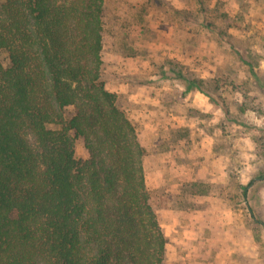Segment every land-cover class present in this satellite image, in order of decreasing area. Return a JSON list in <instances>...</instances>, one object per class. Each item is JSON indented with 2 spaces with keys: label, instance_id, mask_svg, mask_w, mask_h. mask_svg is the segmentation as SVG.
Returning a JSON list of instances; mask_svg holds the SVG:
<instances>
[{
  "label": "trees",
  "instance_id": "16d2710c",
  "mask_svg": "<svg viewBox=\"0 0 264 264\" xmlns=\"http://www.w3.org/2000/svg\"><path fill=\"white\" fill-rule=\"evenodd\" d=\"M104 5L0 3V264H165L145 149L102 77Z\"/></svg>",
  "mask_w": 264,
  "mask_h": 264
},
{
  "label": "rangeland",
  "instance_id": "374dc122",
  "mask_svg": "<svg viewBox=\"0 0 264 264\" xmlns=\"http://www.w3.org/2000/svg\"><path fill=\"white\" fill-rule=\"evenodd\" d=\"M103 23L102 77L145 149L165 264H264V0H105Z\"/></svg>",
  "mask_w": 264,
  "mask_h": 264
},
{
  "label": "crops",
  "instance_id": "0c3cea01",
  "mask_svg": "<svg viewBox=\"0 0 264 264\" xmlns=\"http://www.w3.org/2000/svg\"><path fill=\"white\" fill-rule=\"evenodd\" d=\"M208 212L209 209L207 211H202V213H198L197 215L190 213L189 215H187V219L184 227L192 228L196 222H201V226L209 225V220L211 219V217L209 216ZM173 225L175 224L173 223Z\"/></svg>",
  "mask_w": 264,
  "mask_h": 264
}]
</instances>
